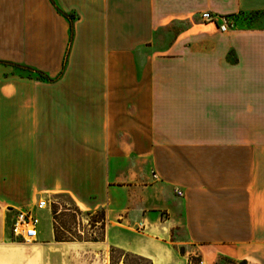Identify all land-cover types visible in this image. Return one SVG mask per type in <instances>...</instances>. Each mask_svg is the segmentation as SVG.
Instances as JSON below:
<instances>
[{
	"label": "crops",
	"instance_id": "obj_1",
	"mask_svg": "<svg viewBox=\"0 0 264 264\" xmlns=\"http://www.w3.org/2000/svg\"><path fill=\"white\" fill-rule=\"evenodd\" d=\"M54 1L0 0V264L9 209L50 194L104 209L105 239L56 241L51 213L42 250L264 264V75L170 69L202 64L186 53L203 12L263 18L264 0ZM242 59L264 66V26L243 30Z\"/></svg>",
	"mask_w": 264,
	"mask_h": 264
},
{
	"label": "rangeland",
	"instance_id": "obj_2",
	"mask_svg": "<svg viewBox=\"0 0 264 264\" xmlns=\"http://www.w3.org/2000/svg\"><path fill=\"white\" fill-rule=\"evenodd\" d=\"M240 14H238L237 19L232 15L235 25L227 32L222 33L206 25L207 21L199 19L197 21L199 26L197 27L201 29L203 35L196 42L195 40L192 41L195 43V49L188 50L186 54L193 56L197 52V59H200L202 64L193 67L173 64L170 66L171 72L178 73L186 68L188 70L195 69L196 72L203 74L223 73L242 75L246 73L255 76L264 75V66H248L243 63L242 59L243 30L250 26H264V16L262 18V15H259V13L253 16ZM262 14L264 15V13ZM252 84L255 85V89H260L259 84L264 86V83L259 82ZM176 154H174L175 157H177ZM46 199L49 201L50 206L45 209L36 210L39 224L37 226L38 239L34 243H27V240L14 233L10 216L13 214H9L5 221L4 235L11 248V264H90L93 253L89 250L78 248L72 251L74 252V256H72L68 250L55 245H49L48 248L42 250V243L49 240L54 210L57 212L55 219L53 218L54 227L61 236L69 240L64 242L103 238L104 229L102 228L100 211L96 210L92 211V214H88V210L80 208L68 194H50ZM94 220H98L99 222L96 223ZM121 258H123L122 254L116 251L113 262H119ZM201 261V259L193 257L191 264H200ZM100 263L101 258H99ZM140 264L149 263L143 261ZM213 264H235V262L227 257H222Z\"/></svg>",
	"mask_w": 264,
	"mask_h": 264
},
{
	"label": "built area",
	"instance_id": "obj_3",
	"mask_svg": "<svg viewBox=\"0 0 264 264\" xmlns=\"http://www.w3.org/2000/svg\"><path fill=\"white\" fill-rule=\"evenodd\" d=\"M202 19L208 23L214 24L221 32H226L235 25V21L232 15H219L211 11H205L202 13ZM177 194L182 196L184 192L182 189L176 190ZM50 206L47 199H39L36 204L28 209H9L14 217L12 221V228L16 235L23 237L25 240L28 237L38 236L37 226L39 224V218L36 214V210L45 209ZM200 264H205L201 261Z\"/></svg>",
	"mask_w": 264,
	"mask_h": 264
},
{
	"label": "trees",
	"instance_id": "obj_4",
	"mask_svg": "<svg viewBox=\"0 0 264 264\" xmlns=\"http://www.w3.org/2000/svg\"><path fill=\"white\" fill-rule=\"evenodd\" d=\"M52 2L55 4V1L52 0ZM57 7V6H56ZM58 11L60 13H62L64 16H66L67 18L70 19L71 22V37L70 39L72 40L73 38V33H74V29H73V20L76 17V15L74 13H67L65 11H63L62 9H60L59 7H57ZM17 68L22 69L24 71H27L29 73V75H31L32 72H35L37 74L38 78H42L45 80H54L52 77H50L49 75H47L45 72L41 71V70H36L33 69L32 67L29 66H25V65H16ZM65 67V64H64ZM100 215L102 217V228L104 229V237L103 238H92V239H79L80 241H100V240H104L105 239V227H106V212L104 209H100ZM88 214H92V211H87ZM57 212L54 210L53 211V218L55 219ZM96 223H98V220H94ZM54 235H55V240L56 241H69L68 239L64 238L63 236H61L57 229L54 227ZM118 251L122 254L123 258H121L120 260L124 263V264H132V263H136V264H140L143 261H147L149 264H153V261L150 258H147L145 256H142L140 254L116 247V246H111L110 248V253H111V260L113 262V258H114V253ZM183 251V250H182ZM237 264H248L247 260H241L239 261Z\"/></svg>",
	"mask_w": 264,
	"mask_h": 264
},
{
	"label": "bare ground",
	"instance_id": "obj_5",
	"mask_svg": "<svg viewBox=\"0 0 264 264\" xmlns=\"http://www.w3.org/2000/svg\"><path fill=\"white\" fill-rule=\"evenodd\" d=\"M32 239L35 240L34 237H28L27 241H28V240L31 241Z\"/></svg>",
	"mask_w": 264,
	"mask_h": 264
}]
</instances>
